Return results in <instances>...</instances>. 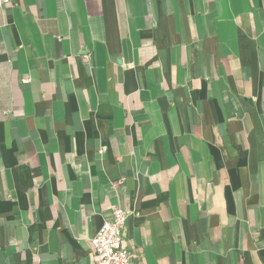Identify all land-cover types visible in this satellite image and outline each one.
Returning <instances> with one entry per match:
<instances>
[{"label":"crops","instance_id":"crops-1","mask_svg":"<svg viewBox=\"0 0 264 264\" xmlns=\"http://www.w3.org/2000/svg\"><path fill=\"white\" fill-rule=\"evenodd\" d=\"M113 207L133 264H264V0L0 5V264Z\"/></svg>","mask_w":264,"mask_h":264},{"label":"built area","instance_id":"built-area-1","mask_svg":"<svg viewBox=\"0 0 264 264\" xmlns=\"http://www.w3.org/2000/svg\"><path fill=\"white\" fill-rule=\"evenodd\" d=\"M9 0H0V5ZM87 58V55H84ZM130 212L113 207L108 219L103 220L100 227L90 239V249L94 264H133V254L124 241L126 220Z\"/></svg>","mask_w":264,"mask_h":264}]
</instances>
